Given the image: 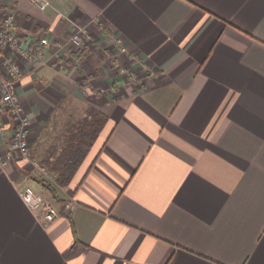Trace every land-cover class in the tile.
Returning <instances> with one entry per match:
<instances>
[{
	"label": "crops",
	"instance_id": "obj_1",
	"mask_svg": "<svg viewBox=\"0 0 264 264\" xmlns=\"http://www.w3.org/2000/svg\"><path fill=\"white\" fill-rule=\"evenodd\" d=\"M0 12L27 43H52L18 84L32 148L68 98L108 118L73 183L52 185L60 202L30 161L0 166V264H264V0H55L46 12L0 0ZM75 25L90 30L84 50ZM27 186L62 217L43 224Z\"/></svg>",
	"mask_w": 264,
	"mask_h": 264
},
{
	"label": "built area",
	"instance_id": "obj_2",
	"mask_svg": "<svg viewBox=\"0 0 264 264\" xmlns=\"http://www.w3.org/2000/svg\"><path fill=\"white\" fill-rule=\"evenodd\" d=\"M42 12L55 9V0H31ZM113 44L122 53L128 54L122 39L110 34ZM91 40L87 27L75 25L71 42L76 50H84ZM21 38L16 29L13 16L0 12V166L6 167L17 158L31 162L34 172L46 180L51 174L43 165L31 157V119L26 112L18 92V84L24 78L23 65L39 67L45 61V52L52 43L47 36H41L37 41L29 42ZM130 61L137 59L136 55L128 54ZM119 73L128 76L133 83H138L136 74L128 67H120ZM48 182V181H47ZM20 196L29 209L46 225L53 224L63 215V211L48 202L43 195L31 186L20 190ZM73 205L67 204L66 211Z\"/></svg>",
	"mask_w": 264,
	"mask_h": 264
},
{
	"label": "trees",
	"instance_id": "obj_3",
	"mask_svg": "<svg viewBox=\"0 0 264 264\" xmlns=\"http://www.w3.org/2000/svg\"><path fill=\"white\" fill-rule=\"evenodd\" d=\"M89 112L88 116L64 129L62 139L48 149L41 162V165L55 177V183L61 188H68L73 183L107 123L108 118L105 114L95 109ZM40 181L50 195L60 202L52 184L46 180Z\"/></svg>",
	"mask_w": 264,
	"mask_h": 264
},
{
	"label": "rangeland",
	"instance_id": "obj_4",
	"mask_svg": "<svg viewBox=\"0 0 264 264\" xmlns=\"http://www.w3.org/2000/svg\"><path fill=\"white\" fill-rule=\"evenodd\" d=\"M61 111L58 112L53 118H51L50 122L40 123V127L42 128L40 135L36 137V142L33 143V151L35 158L41 164L43 157L46 155L49 147H51L54 143L58 142V140L62 139V134L64 129L67 128L68 125L73 124V122H77L82 119L84 116L85 106L81 101L66 99L60 105ZM46 124V125H45ZM45 125V126H44ZM31 127L30 141H32L34 134ZM35 159V160H36ZM49 183L59 188L55 183V177L51 175V178L47 179Z\"/></svg>",
	"mask_w": 264,
	"mask_h": 264
}]
</instances>
